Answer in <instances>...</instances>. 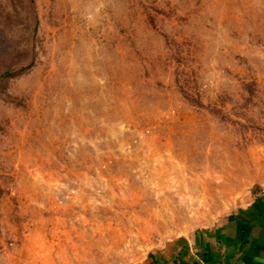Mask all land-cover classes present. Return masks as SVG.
Wrapping results in <instances>:
<instances>
[{
	"label": "rangeland",
	"instance_id": "rangeland-1",
	"mask_svg": "<svg viewBox=\"0 0 264 264\" xmlns=\"http://www.w3.org/2000/svg\"><path fill=\"white\" fill-rule=\"evenodd\" d=\"M264 193V0H0V264H142Z\"/></svg>",
	"mask_w": 264,
	"mask_h": 264
},
{
	"label": "crops",
	"instance_id": "crops-1",
	"mask_svg": "<svg viewBox=\"0 0 264 264\" xmlns=\"http://www.w3.org/2000/svg\"><path fill=\"white\" fill-rule=\"evenodd\" d=\"M142 264H264V193L216 226L167 242Z\"/></svg>",
	"mask_w": 264,
	"mask_h": 264
}]
</instances>
